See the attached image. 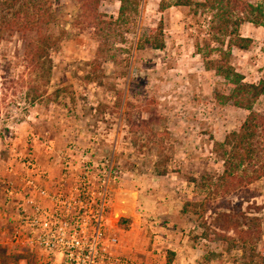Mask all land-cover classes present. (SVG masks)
<instances>
[{"label": "rangeland", "instance_id": "rangeland-1", "mask_svg": "<svg viewBox=\"0 0 264 264\" xmlns=\"http://www.w3.org/2000/svg\"><path fill=\"white\" fill-rule=\"evenodd\" d=\"M161 2L140 0L130 21L108 31L81 14L78 0H53L54 16L42 31L55 44L41 64L31 62L36 31L6 33L0 40V145L6 144L2 151L14 156L11 167L18 172L21 153L57 175L64 167L109 162V221L128 263L243 264L240 239L251 227L244 215L260 218L257 246L264 254V178L217 194L216 176L224 165L215 142L239 130L249 111L217 97L232 87L207 70L197 52V43L209 38L210 15L187 6L161 9ZM119 9V0L99 6L108 17L116 18ZM161 22L165 47L139 49L140 39ZM240 34L252 43L247 50L234 47L231 63L246 82L257 83L264 78V28L245 23ZM254 109L264 113V97ZM119 189L139 193L131 215H113ZM2 197L0 264H60L13 244L8 249L5 238L13 225ZM188 199L206 208L190 206L183 213ZM230 210L240 213L241 226L219 229L215 213ZM206 221L218 232L214 240L203 235Z\"/></svg>", "mask_w": 264, "mask_h": 264}, {"label": "trees", "instance_id": "trees-1", "mask_svg": "<svg viewBox=\"0 0 264 264\" xmlns=\"http://www.w3.org/2000/svg\"><path fill=\"white\" fill-rule=\"evenodd\" d=\"M53 0H0V40L6 33L31 32L38 34L37 44L31 52V62L38 61L49 56V49L55 44L53 35L45 34L42 26L50 23L54 14L51 11ZM55 1V0H54ZM106 0H78L81 14L86 19L94 20L98 30H110L111 26L118 23H126L137 13L140 0H119L120 9L118 16L108 17L99 11L100 4ZM173 6L190 7L195 14H208V36L204 43H197V52L204 58L207 70H213L223 77L232 87L229 94H218L223 102H232L235 106L249 111L245 121L239 130L229 133L224 141L215 142L216 152L223 161L224 169L216 176V193L230 194L239 188L264 178V113L256 111L254 105L264 97V78L257 83L245 81L242 73L238 72L231 63L233 48L247 50L251 46L252 39L240 34V27L245 23H251L264 28V1L253 3L249 0H162L161 9ZM108 26V27H104ZM109 28V29H108ZM163 23L151 30L152 34L143 36L139 42V49L150 45L155 49H163ZM100 34V33H99ZM37 97L33 98V101ZM194 181V179H193ZM187 200L182 212L187 213L190 206L206 208V203ZM206 200V199H205ZM214 220L219 229L233 228L237 230L240 213L217 212ZM243 216V215H242ZM251 227L244 231L245 238L240 239L243 264H260L264 260V254L258 250L257 239L262 234V223L259 217L244 215ZM129 219L122 218V222ZM248 224L243 225L248 227ZM206 231L203 235L210 240L218 235L217 230L211 229L209 223L204 222ZM208 231H212L210 234ZM218 237L217 239H225ZM239 245L238 241L234 240Z\"/></svg>", "mask_w": 264, "mask_h": 264}, {"label": "built area", "instance_id": "built-area-1", "mask_svg": "<svg viewBox=\"0 0 264 264\" xmlns=\"http://www.w3.org/2000/svg\"><path fill=\"white\" fill-rule=\"evenodd\" d=\"M19 157L22 171L11 167L16 178L4 182L6 207L16 205L21 214L10 234L14 246L60 264H127L109 221V162L64 167L52 179L53 169L42 167L37 158Z\"/></svg>", "mask_w": 264, "mask_h": 264}, {"label": "crops", "instance_id": "crops-1", "mask_svg": "<svg viewBox=\"0 0 264 264\" xmlns=\"http://www.w3.org/2000/svg\"><path fill=\"white\" fill-rule=\"evenodd\" d=\"M0 141L2 142V139H0ZM0 144H2V143H0ZM6 145V144H5ZM5 145L3 144V145H0V180H1V178H3V179H6V180H11L12 178H14L15 177V175H14V173L12 172V169H11V166H12V163L15 161V158H14V156L13 155H11V158H6V154H5V152L4 151H2V150H6V149H4L5 148ZM22 154V153H21ZM24 154V153H23ZM20 163V162H19ZM6 180H3V182L4 181H6ZM1 190V192H0V195H1V198H0V202L2 201V196H3V194H4V190L2 191V189H0ZM128 192H131V191H127L126 193H125V197H128V198H133L132 196H129L128 195ZM132 193L133 194H135V193H137L138 195H139V193L138 192H133L132 191ZM5 216H7V215H5ZM8 237L7 238H5L6 240H7V245H8V249L11 247V245L10 244H12L11 243V240H10V235L8 234L7 235ZM9 239V240H8ZM8 251V250H7ZM121 251H122V249H121ZM10 252V251H9ZM118 252L120 253V250H118ZM123 252H126V249H123ZM134 252V251H133ZM123 254V253H122ZM145 254H147V253H145ZM132 259H134V258H136L137 256H136V254H133V253H129L128 254ZM135 261H132L131 263H128L127 262V264H142L141 262H140V260L139 261H137L136 262V259H134Z\"/></svg>", "mask_w": 264, "mask_h": 264}, {"label": "flooded vegetation", "instance_id": "flooded-vegetation-1", "mask_svg": "<svg viewBox=\"0 0 264 264\" xmlns=\"http://www.w3.org/2000/svg\"><path fill=\"white\" fill-rule=\"evenodd\" d=\"M52 179H56L58 178V175L55 173H51ZM8 209V223L13 225V227L11 228V231L9 232V235L11 234L13 228L17 225V220L18 218H20L21 214H20V210L16 205H11L10 207H7Z\"/></svg>", "mask_w": 264, "mask_h": 264}, {"label": "bare ground", "instance_id": "bare-ground-1", "mask_svg": "<svg viewBox=\"0 0 264 264\" xmlns=\"http://www.w3.org/2000/svg\"><path fill=\"white\" fill-rule=\"evenodd\" d=\"M125 193H126L125 190H122V189L117 190V195L120 196V197H124L125 198ZM132 197H134V195ZM126 199H127V201H123L121 199L120 203L116 205V207L118 208L117 214L119 216H120V213H122V212L125 213L126 212L125 210H121V209H124L127 206L130 207V208H133L132 207L133 203H130L129 201L132 202L134 199L133 198H128V197H126ZM132 213H133V210H132ZM128 214H130V212Z\"/></svg>", "mask_w": 264, "mask_h": 264}, {"label": "water", "instance_id": "water-1", "mask_svg": "<svg viewBox=\"0 0 264 264\" xmlns=\"http://www.w3.org/2000/svg\"><path fill=\"white\" fill-rule=\"evenodd\" d=\"M128 195L129 196H133L134 194L132 193V192H128ZM123 200V201H127V199H126V197L124 198V197H117V201H120V200ZM130 203H133V201L131 202V201H129ZM120 210V209H119ZM121 210H125L126 212L125 213H129L130 212V214L129 215H131L132 214V210H133V208H130V207H125L124 209H121ZM117 211H118V208L117 207H114V210H113V215L115 216V217H119V215L117 214Z\"/></svg>", "mask_w": 264, "mask_h": 264}]
</instances>
